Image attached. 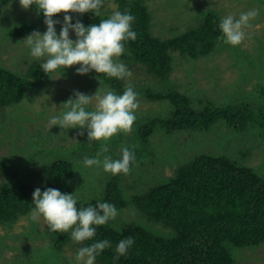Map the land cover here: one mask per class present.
I'll use <instances>...</instances> for the list:
<instances>
[{"label":"trees","instance_id":"trees-1","mask_svg":"<svg viewBox=\"0 0 264 264\" xmlns=\"http://www.w3.org/2000/svg\"><path fill=\"white\" fill-rule=\"evenodd\" d=\"M15 1L0 0V5ZM146 1L114 0L117 10H130L134 16L132 30L137 33L135 41L125 42V51L120 58L129 68L138 62L146 76L154 80L151 81L161 84V89L154 90L141 83L133 87L134 91L145 94L149 100H167L172 105L168 117L153 118L138 127L141 140H149L157 129L166 133H207L220 128L236 132L259 128L264 136L263 83L259 82L255 88V101L237 99L219 104L207 97L201 106H195L191 97L170 81L174 51L183 57L196 59L210 55L223 44L217 39L221 36L219 23L223 19L220 13L216 9L206 8L199 26L175 36H159L151 30L153 21ZM38 14L44 21L43 14ZM59 14L53 17L59 21L55 25L56 30L63 24ZM70 15L72 23L79 20L86 27L111 16L102 10L99 17L91 12ZM32 29L33 25L23 20L11 26L5 34L18 39ZM258 47L263 50L262 43ZM236 51L242 59L261 67L259 71H264V62L253 60L249 51L243 48ZM255 58L261 60L257 54ZM93 74L104 86L119 95L123 94L128 84L125 79L107 78L94 70ZM46 77L37 61L28 63L24 73L0 64V113L7 106L21 103L24 97L43 84ZM218 122L223 124L215 126ZM35 143L43 144L44 141L39 136ZM35 143L28 142L36 149L34 154H45ZM96 147L100 148V142L89 144L82 141L74 146L72 152L81 156L83 151ZM120 150L108 156L119 159ZM131 150L135 152V149ZM245 156L230 147L229 151L225 147L223 151L217 147H196L191 151V156L178 165L173 175L155 180L150 188L127 197L121 184L124 174L104 175L99 189L85 194L80 193L85 192L82 187L87 182L77 174V170L79 172L81 169L75 170L73 161L61 155L40 166H30L24 164L29 161L27 155L21 165L20 161H13L10 155L0 153V224L6 227L24 215L30 216L34 207L33 191L36 188H40L41 192L54 188L61 193H73L77 198V209L110 203L115 205L118 215L105 225L95 226L96 235L82 244L72 240L71 230L63 234L39 231L35 235L48 237V243L36 251L31 259H18L22 264H77L75 255L80 247L105 239L111 247L96 257L95 264H235V247L264 243V175L258 172V168L247 164ZM138 163L136 156L131 170ZM35 179L43 184L35 185ZM11 181V184L7 183ZM124 207L131 208L136 217L121 218L119 214ZM136 209L140 213H136ZM31 224L34 229V222ZM127 237H132L134 244L124 256L114 261L116 245ZM69 243H76L74 256L65 253V246Z\"/></svg>","mask_w":264,"mask_h":264},{"label":"rangeland","instance_id":"rangeland-1","mask_svg":"<svg viewBox=\"0 0 264 264\" xmlns=\"http://www.w3.org/2000/svg\"><path fill=\"white\" fill-rule=\"evenodd\" d=\"M146 3L153 21L151 30L159 36H175L199 26L206 8L216 9L222 18L229 14L238 18L241 12L259 9V15L250 22L251 27L245 29L246 38L238 46L233 47L223 43L210 55L196 59L183 57L174 51L173 70L169 77L176 88L191 97L195 106H201L207 97L219 104L234 102L237 99L256 100L255 88L259 82L264 84V71H259L261 67L242 59L236 50L243 48L249 51L253 60L264 62V0H147ZM113 4H115L114 0H104L101 10L112 14L117 10L111 7ZM63 16L64 13L59 14L62 20ZM23 20L31 23L33 29L18 39L7 37L5 33L8 29ZM42 23L34 5L27 10L21 8L19 0L0 5V64L24 73L28 63L31 64L34 61L43 63V60L30 56V50L23 42L25 37L33 31L39 30L43 34L46 27ZM57 31L60 32V29L56 30L59 35ZM69 36L73 40L76 39L71 31ZM260 43L263 50L258 47ZM255 54L260 55L261 60L256 59ZM119 61L125 63L120 57ZM78 67L79 65H75L63 69L61 73L58 71L52 72V75L49 73L43 84L24 97L21 103L1 109L0 153L4 156L10 155L13 161H20L21 165L26 161L24 156L27 155L29 161L24 164L30 166L32 164L40 166L61 155L64 159L73 161L75 170L81 169L79 172L77 170V174L83 176L87 182L82 187L85 192L80 193L87 194L90 190L99 189L104 175H108L103 172L102 167H85L82 163L85 157H96L100 148H89L78 156L72 151L77 143L82 141L89 143L86 131L78 136L77 132L82 131L79 128L61 130L58 126H53L48 130L49 118L65 110L62 103L73 95L74 90L91 96L98 88L100 90L107 88L95 77L93 71L85 75L76 74ZM127 68L132 72V76L125 80L133 87L142 83L154 90L161 89V84L147 77L138 62H134L130 68ZM136 93L139 107L135 110L136 120L132 131L113 136L107 144L108 152L104 153V155H113L124 145L135 149L134 153L139 163L134 166L130 174L123 175L121 179L127 197L150 188L155 180L173 175L178 165L185 162L196 147L204 146L208 149L217 147L222 151L224 147L229 151L230 147L233 151H238L240 155H246L247 164L258 168L259 171L256 170L264 175V136L261 135L259 128H250L244 132L220 128L207 133L201 131L166 133L157 129L151 134L149 140L142 141L137 132L138 127L153 118L168 117L172 111V105L167 100H149L145 94ZM92 108L93 106L90 105L87 110ZM219 124L223 123L218 122L215 126ZM39 136L41 141H44L43 144L35 143ZM28 142L38 144V148L43 149L45 154L39 156L34 154L33 151L36 149L28 145ZM133 145L135 148H132ZM65 149L70 152H60ZM196 151L197 149L194 153ZM74 177L76 178L75 175ZM7 183L11 184L12 181ZM34 184L43 183L35 179ZM136 213L140 212L136 209ZM119 216L130 219L135 218L136 214L131 208L124 207ZM31 222H34V229L31 228ZM39 231L49 233L42 218L33 221L29 214L6 227L0 224V264H22L18 259H31L32 255L44 247L49 240L48 237L35 235ZM75 247L76 243H69L65 246V253L74 256ZM233 255L235 264H264V243L257 246L235 247Z\"/></svg>","mask_w":264,"mask_h":264},{"label":"clouds","instance_id":"clouds-1","mask_svg":"<svg viewBox=\"0 0 264 264\" xmlns=\"http://www.w3.org/2000/svg\"><path fill=\"white\" fill-rule=\"evenodd\" d=\"M103 3L104 0H19L21 8L27 10L35 5L38 13L43 14L46 31L43 34L33 31L23 42L29 48L31 57L44 61L40 68L46 75L57 71L61 73L63 69L79 65L76 68L78 75L94 70L107 78L125 79L132 76L127 66L119 61L125 51V42L137 39L136 31L132 30L134 16L129 9L113 11L110 17L87 27L79 20L72 23L70 13L91 12L94 16H101ZM111 7L115 9L117 6L113 4ZM59 13H64V16L57 35L55 25L59 21L53 17ZM258 15L259 9L241 12L238 18L227 15L219 23L221 36L217 39L233 47L240 45L246 38L245 29L251 27L250 22ZM70 31L75 34V40L70 38ZM137 96L131 83L127 84L122 95L108 88H98L91 96L74 90L73 95L62 103L65 110L49 118L48 130L53 126L61 130L79 128L82 131L77 132L78 136L86 131L89 144L100 142V150L94 158L85 157L83 165L102 167L104 172L112 175H128L136 162L133 150L122 147L119 159L104 153L108 152L107 144L113 136L132 131L136 120L135 110L139 107ZM90 105L93 106L92 110H87ZM32 204L31 220L42 218L50 234H63L71 230L72 240L81 244L96 235L95 226L105 225L118 215L115 205L110 203L77 209V198L73 193H61L54 188H46L43 192L36 188L32 193ZM133 244L132 237L120 240L115 247L113 260L124 256ZM110 247L106 239L82 246L75 260L77 264H95L96 257Z\"/></svg>","mask_w":264,"mask_h":264},{"label":"bare ground","instance_id":"bare-ground-1","mask_svg":"<svg viewBox=\"0 0 264 264\" xmlns=\"http://www.w3.org/2000/svg\"><path fill=\"white\" fill-rule=\"evenodd\" d=\"M34 22H35V21H34ZM8 24H10V23H8ZM8 24H7V25H8ZM12 24H13V23H12ZM42 24H43V23H42ZM5 25H6V24H5ZM40 26H41V25H40ZM14 27H15V26H14ZM38 27H39V26H38ZM12 28H13V27H12ZM39 29H40V28H39ZM57 30H59V29H57ZM38 31H39V30H38ZM57 32H58V31H57ZM42 33H43V32H42ZM58 33H59V32H58ZM26 35H28V34H26ZM24 36H25V35H24ZM14 38H16V37H14ZM10 55H11V54H10ZM19 55H20V54H19ZM28 56H29V55H28ZM11 59H12V58H11ZM30 59H31V58H30ZM49 75H50V74H49ZM51 75H52V73H51ZM34 88H35V87H34ZM37 88H38V87H37ZM32 90H33V89H32ZM34 90H35V89H34ZM133 168H134V167H133ZM133 168H132V169H133Z\"/></svg>","mask_w":264,"mask_h":264}]
</instances>
